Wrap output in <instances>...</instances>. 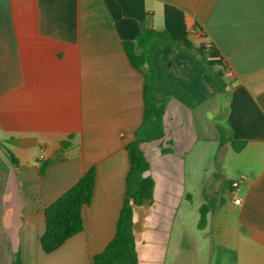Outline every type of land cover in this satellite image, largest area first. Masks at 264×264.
<instances>
[{
  "label": "crops",
  "instance_id": "crops-1",
  "mask_svg": "<svg viewBox=\"0 0 264 264\" xmlns=\"http://www.w3.org/2000/svg\"><path fill=\"white\" fill-rule=\"evenodd\" d=\"M141 25L213 44L231 76L216 92L189 55L161 41L152 54L170 97L164 136L140 144L154 188L133 209L138 264L176 262L185 218L207 264H264V0H0V264H89L113 238L143 115V77L122 42ZM91 167L83 230L43 253L44 209Z\"/></svg>",
  "mask_w": 264,
  "mask_h": 264
},
{
  "label": "trees",
  "instance_id": "trees-1",
  "mask_svg": "<svg viewBox=\"0 0 264 264\" xmlns=\"http://www.w3.org/2000/svg\"><path fill=\"white\" fill-rule=\"evenodd\" d=\"M159 41L175 51L189 55L191 72L203 80L213 91H222L226 86L223 77L225 63L213 44L209 42L194 48L186 38L174 41L165 31L148 28L144 25H141L133 40L122 42L129 64L143 77V115L141 124L135 131L134 140L125 146L128 171L124 179V197L116 221L114 236L100 253L93 256L89 264H138L132 231L133 209L151 199L154 188V182L147 174L150 165L140 144L160 140L164 136L163 114L167 99L170 97V93L157 83L151 62L152 54ZM192 50L198 55V58L191 53ZM208 57H212V59ZM231 145L235 151H238L244 142L232 141ZM7 155L10 160L16 162L9 151H7ZM45 169L46 166L41 164L40 173L43 174ZM94 181L95 169L91 167L44 209V230L39 237V246L43 253L49 254L57 250L67 239L83 230L81 209L90 203ZM210 206L211 204H206L199 208L197 222L199 229L204 226L205 214ZM19 259V255L16 254L14 263L21 264Z\"/></svg>",
  "mask_w": 264,
  "mask_h": 264
},
{
  "label": "rangeland",
  "instance_id": "rangeland-1",
  "mask_svg": "<svg viewBox=\"0 0 264 264\" xmlns=\"http://www.w3.org/2000/svg\"><path fill=\"white\" fill-rule=\"evenodd\" d=\"M193 54L195 55V57L198 58V55L195 52H193ZM227 81L228 79L225 82ZM214 102L217 103L215 109L213 110L214 111L213 113L219 120L218 118L220 117L219 105L221 104V99L218 100L214 98ZM203 145H205V142H199L197 143V148L202 147ZM204 162L202 161V163ZM207 163L212 164L213 160H211V158H208ZM181 232L184 233L185 242L181 244V250L178 255V260L172 263V260L169 256L165 264H207L205 246L202 242H200L197 239V233H195L196 231L193 230L189 218H185V226L184 228H181ZM190 240H191V244L196 245V247L193 248L192 251L189 249V245L187 244L188 241L190 244ZM194 249L195 250L197 249V251H195Z\"/></svg>",
  "mask_w": 264,
  "mask_h": 264
},
{
  "label": "built area",
  "instance_id": "built-area-1",
  "mask_svg": "<svg viewBox=\"0 0 264 264\" xmlns=\"http://www.w3.org/2000/svg\"><path fill=\"white\" fill-rule=\"evenodd\" d=\"M209 59H212V57H208ZM224 76L225 77H230L231 76V72L229 70H225L224 72ZM247 179V177L245 175H240L237 179L233 180L231 182V188L232 190L235 192L238 190L239 186L241 183L245 182ZM235 203H240V199L236 198L235 199Z\"/></svg>",
  "mask_w": 264,
  "mask_h": 264
},
{
  "label": "water",
  "instance_id": "water-1",
  "mask_svg": "<svg viewBox=\"0 0 264 264\" xmlns=\"http://www.w3.org/2000/svg\"><path fill=\"white\" fill-rule=\"evenodd\" d=\"M219 74H221V72H218Z\"/></svg>",
  "mask_w": 264,
  "mask_h": 264
}]
</instances>
